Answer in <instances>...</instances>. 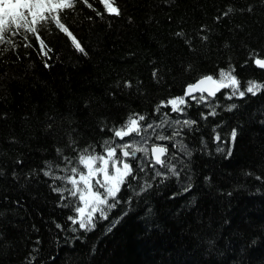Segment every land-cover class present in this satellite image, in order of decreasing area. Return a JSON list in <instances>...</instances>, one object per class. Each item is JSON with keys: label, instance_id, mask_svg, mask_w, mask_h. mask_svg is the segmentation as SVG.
Instances as JSON below:
<instances>
[{"label": "trees", "instance_id": "1", "mask_svg": "<svg viewBox=\"0 0 264 264\" xmlns=\"http://www.w3.org/2000/svg\"><path fill=\"white\" fill-rule=\"evenodd\" d=\"M114 2L122 6L123 15L110 18L103 5L92 0L105 15L83 30L79 10L66 14L82 37L86 54L74 51L63 36L51 35V29L44 30L57 50L50 53L51 68L44 66L45 57L36 47H23L19 38L7 47L0 44V164L22 174L19 180L0 175V232L5 234L0 240V264H23L29 256L28 264H264V185L259 179L264 95L260 94L245 100L238 116L224 114L229 126L237 119L244 122L234 146L221 144L232 147L231 156L217 153L214 143L211 154L194 153L198 179L191 192L172 197L171 192L180 193L173 182V187L152 193L150 203L141 202L110 230L106 229L111 215L82 240L65 242L64 233L56 229L54 221L64 222L66 215L56 194L26 174L52 158L60 147L57 141L72 128H91L83 134L110 144L108 134L95 130L100 121L110 116L111 123L118 124L120 117L145 107L148 99L155 103L179 94L205 68L231 64L242 82L260 75L243 63L252 45L230 41V50L225 49L215 34L227 38L246 27L255 43L264 35V0ZM250 5L254 10L249 11ZM222 12L230 15L221 23L215 17ZM87 14L93 11L87 9ZM201 24L207 28L201 29ZM201 33L213 36L211 44L198 39ZM193 49L204 57V67L191 74L172 71L173 63H183L187 69ZM154 67L161 70L159 79L153 75ZM129 79L132 88H125L124 95H109ZM138 86L140 97H148L139 104L133 102ZM49 123L52 130L46 136ZM17 159H23V166L15 165ZM205 176L211 183L204 182ZM149 207L152 214L146 216Z\"/></svg>", "mask_w": 264, "mask_h": 264}, {"label": "snow or ice", "instance_id": "2", "mask_svg": "<svg viewBox=\"0 0 264 264\" xmlns=\"http://www.w3.org/2000/svg\"><path fill=\"white\" fill-rule=\"evenodd\" d=\"M7 2L16 5L15 16L9 15L0 23V44L7 47L15 43L13 38L21 39L24 41L23 47H36L37 52L43 54L46 68L52 67L48 62L50 53L57 51L52 40L44 35L46 28L52 30L53 36H63L74 51L86 54L82 37L74 31L75 26L66 19V14L77 10L81 12L84 17L81 30L84 25H95L96 18H103L105 15L95 7L92 0ZM97 2L103 5L110 18L123 15L122 6L114 0ZM87 9H91L93 15L87 14ZM252 10L254 8L250 5L249 11ZM229 15V12H222L215 19L222 23ZM128 19L131 20L132 17L129 16ZM169 20L172 18L169 17ZM200 27L207 28L204 24ZM241 32L244 33L243 39ZM198 39L211 44L213 36L201 33ZM215 39L229 50L230 41L252 45L248 51L249 59H245L243 63L254 66V70L260 75L242 82L231 64L227 68H205L193 76L191 82H186L179 94L165 96L155 103L148 99L147 94L140 97L138 86V99L133 102L139 104L141 100L148 99L145 107L120 117L118 124L111 123L112 118L109 116L108 121H100L95 127L96 131L109 135L112 141L110 144L101 143L94 136H85L83 133L92 129H82L78 125L57 141L60 147L55 149L52 158L45 159L38 168L29 169L27 177L47 184L66 213L64 222L54 221L56 229L64 233L65 242L84 239L87 232L97 228L100 222L109 220L111 215L112 219L106 229L110 230L141 202L150 203L152 193L160 189L171 188L175 184L180 193L173 191L170 193L172 197L191 192L198 179V173L193 167L195 152L208 151L211 154L210 145L214 143L217 153L226 151L231 156L232 147L224 148L221 144L234 146L237 137L242 134L244 122L237 119L234 126H229L224 114L235 113L238 116L245 100L257 94L264 95V35L253 43L251 33L245 27L227 38L222 33L215 34ZM34 41L38 43L34 44ZM195 43L193 40L192 44ZM16 47L21 45L17 44ZM10 52L9 48L3 54L7 56ZM192 56L187 69L183 63H173L172 71H188L191 74L196 73L198 67L203 68L204 57L196 55L195 49ZM57 58L59 59L58 55ZM160 71L153 68V75L157 79L160 78ZM162 71L165 76L169 74L166 68ZM125 88H132L130 79L123 81L109 95H124ZM222 126L227 127L228 131H223ZM51 130L52 125L49 123L45 135ZM11 140L14 142L15 137ZM23 164V159L15 161L17 166ZM260 169L259 179L264 185V161L260 162ZM5 174H10L17 180L22 175L11 166L6 169L5 165L0 164V175ZM203 179L204 182L211 183L209 176ZM77 198L78 204L74 203ZM150 214L152 209L149 207L145 215ZM4 235L0 232V240ZM29 259L30 256L25 257L23 264H28Z\"/></svg>", "mask_w": 264, "mask_h": 264}, {"label": "rangeland", "instance_id": "3", "mask_svg": "<svg viewBox=\"0 0 264 264\" xmlns=\"http://www.w3.org/2000/svg\"><path fill=\"white\" fill-rule=\"evenodd\" d=\"M16 5L8 3L7 0H0V23H3L5 17L15 16Z\"/></svg>", "mask_w": 264, "mask_h": 264}]
</instances>
